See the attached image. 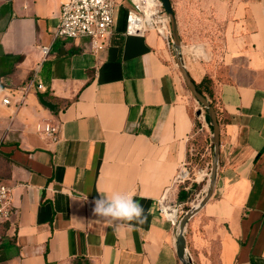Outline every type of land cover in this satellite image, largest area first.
Listing matches in <instances>:
<instances>
[{"label":"crops","instance_id":"crops-1","mask_svg":"<svg viewBox=\"0 0 264 264\" xmlns=\"http://www.w3.org/2000/svg\"><path fill=\"white\" fill-rule=\"evenodd\" d=\"M63 2L0 0V181L14 190L0 264H183L178 225L159 200L182 206L181 189L191 206L204 197L213 160L207 113L184 82L172 39L123 34L130 0H116L115 33L99 52L88 38L53 42ZM172 4L184 64L195 82L213 78L220 111L215 191L188 222L189 256L193 264H264V0ZM216 20L224 42L215 68L202 53ZM50 44L45 57L41 46ZM30 81L45 88L18 106ZM47 91L56 114L39 101ZM43 119L59 123L60 141L37 133ZM185 169L191 176L176 181ZM117 191L134 192L145 209L136 230L114 232L93 215L98 193Z\"/></svg>","mask_w":264,"mask_h":264},{"label":"built area","instance_id":"built-area-1","mask_svg":"<svg viewBox=\"0 0 264 264\" xmlns=\"http://www.w3.org/2000/svg\"><path fill=\"white\" fill-rule=\"evenodd\" d=\"M131 7L126 12L125 36H145L149 31H156L165 39H172L169 17L161 0H130ZM116 0H64L59 14V23L53 33V42L56 40H78L88 38L93 52L105 50L111 43L115 33ZM45 57L51 54L52 44L41 46ZM45 88L41 82L30 81L20 89L22 98L17 105H23L26 95L33 89ZM15 90L3 98L4 104H10ZM37 133L45 136L51 142L60 141V125L51 120L43 119L35 125ZM187 171H183L176 181L187 179ZM13 187L0 181V224L7 222L13 212ZM160 211L174 225L179 224V214L185 212L182 206L169 203L168 197L159 200ZM173 212L176 214L173 215Z\"/></svg>","mask_w":264,"mask_h":264},{"label":"water","instance_id":"water-1","mask_svg":"<svg viewBox=\"0 0 264 264\" xmlns=\"http://www.w3.org/2000/svg\"><path fill=\"white\" fill-rule=\"evenodd\" d=\"M161 1L170 20L172 40H173V51L178 68L182 74L186 86L193 94V96L196 98V100L199 102V104H201L202 108L206 111L207 113V115L205 116L206 122L212 126L211 141L213 144V160H212V166H211L206 193L204 197L201 198V200L197 204L193 205L189 210L186 211V213L179 220V224H178V228H179V233L177 238L178 255L181 258L183 264H193L192 259L188 253L185 232L189 220L192 219L195 215H197L213 197L216 181H217V174H218L220 143H221V139H220L221 128L215 108L213 107L209 99L197 89L196 83L194 82L187 67L184 64L182 50H181L182 43L179 33L178 21L172 1L171 0H161ZM201 113L202 110H199L197 114L200 115Z\"/></svg>","mask_w":264,"mask_h":264},{"label":"clouds","instance_id":"clouds-1","mask_svg":"<svg viewBox=\"0 0 264 264\" xmlns=\"http://www.w3.org/2000/svg\"><path fill=\"white\" fill-rule=\"evenodd\" d=\"M98 198L92 201V212L97 218L103 220L114 232L122 228L136 230L138 225L147 221L145 209L138 200L134 199V192H100Z\"/></svg>","mask_w":264,"mask_h":264},{"label":"trees","instance_id":"trees-1","mask_svg":"<svg viewBox=\"0 0 264 264\" xmlns=\"http://www.w3.org/2000/svg\"><path fill=\"white\" fill-rule=\"evenodd\" d=\"M195 83H196L197 89L209 99V101L211 102V104L213 105V107L215 108L217 112V116H219L220 111H219V107L217 104L218 99H217V95L215 91V83H214L213 78L207 74L204 76V78L200 82H195ZM38 96H39L40 103L44 107L49 108L55 114L58 112L59 107H58L57 99L52 95L50 91L39 93ZM196 126H197V129L201 127V123L198 120H197ZM199 158H200L199 154L194 157L195 161H199ZM193 187H196V186H193ZM179 200L181 202H186V203H183L182 209L184 211L188 210L189 209L188 203L191 200L190 192L181 189L179 192ZM253 264H262V261L259 258H254Z\"/></svg>","mask_w":264,"mask_h":264},{"label":"rangeland","instance_id":"rangeland-1","mask_svg":"<svg viewBox=\"0 0 264 264\" xmlns=\"http://www.w3.org/2000/svg\"><path fill=\"white\" fill-rule=\"evenodd\" d=\"M223 29H224L223 23L219 20H216L213 23L212 31L207 36L203 37L209 43L207 54L202 53L203 57L205 59H207L206 61L209 64V67H215L216 68L220 64L221 54H222V50H223V42H224V30ZM196 155H193V157H195ZM185 171H187V170L185 169ZM189 176H191V172L189 173ZM189 176L187 178H189ZM168 200H169V203L173 202L169 198H168ZM188 204H189V209H190L192 207L191 206L192 204H190V203H188ZM186 211L181 212L179 214V220L186 213Z\"/></svg>","mask_w":264,"mask_h":264},{"label":"bare ground","instance_id":"bare-ground-1","mask_svg":"<svg viewBox=\"0 0 264 264\" xmlns=\"http://www.w3.org/2000/svg\"><path fill=\"white\" fill-rule=\"evenodd\" d=\"M176 213L175 212H173V215H175Z\"/></svg>","mask_w":264,"mask_h":264}]
</instances>
